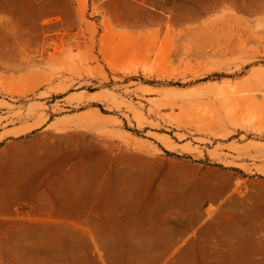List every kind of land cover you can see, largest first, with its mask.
<instances>
[{
  "label": "rangeland",
  "instance_id": "1",
  "mask_svg": "<svg viewBox=\"0 0 264 264\" xmlns=\"http://www.w3.org/2000/svg\"><path fill=\"white\" fill-rule=\"evenodd\" d=\"M0 131V264H264V0H0Z\"/></svg>",
  "mask_w": 264,
  "mask_h": 264
},
{
  "label": "crops",
  "instance_id": "2",
  "mask_svg": "<svg viewBox=\"0 0 264 264\" xmlns=\"http://www.w3.org/2000/svg\"><path fill=\"white\" fill-rule=\"evenodd\" d=\"M19 125H16L15 127H18ZM8 129H12L14 128V126L12 125H9L7 127ZM3 132V131H0V133ZM105 197L107 199V201H110L109 203H111V207H116V205L121 204L122 203V199H121V193L120 194V199H118V190H114L112 188H107L105 190ZM76 201L77 199L80 200L81 198H83L84 200L87 198V199H90L91 198V189H88L87 187L83 186V187H80L79 189L75 190L74 194H73V197ZM73 215H76L75 213H71ZM72 216V215H71ZM126 253H134V251H103V254L107 255V254H125Z\"/></svg>",
  "mask_w": 264,
  "mask_h": 264
},
{
  "label": "bare ground",
  "instance_id": "3",
  "mask_svg": "<svg viewBox=\"0 0 264 264\" xmlns=\"http://www.w3.org/2000/svg\"><path fill=\"white\" fill-rule=\"evenodd\" d=\"M18 131H21V130H18ZM15 133V132H14ZM16 133H17V131H16Z\"/></svg>",
  "mask_w": 264,
  "mask_h": 264
}]
</instances>
